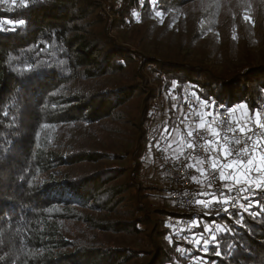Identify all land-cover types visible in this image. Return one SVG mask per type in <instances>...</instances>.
I'll return each mask as SVG.
<instances>
[{"label": "trees", "instance_id": "trees-1", "mask_svg": "<svg viewBox=\"0 0 264 264\" xmlns=\"http://www.w3.org/2000/svg\"><path fill=\"white\" fill-rule=\"evenodd\" d=\"M183 12L187 37L155 33ZM217 27L224 49L191 53ZM241 104L264 118V0L0 3V264H264V188L246 209L185 214L141 178L186 111Z\"/></svg>", "mask_w": 264, "mask_h": 264}, {"label": "built area", "instance_id": "built-area-1", "mask_svg": "<svg viewBox=\"0 0 264 264\" xmlns=\"http://www.w3.org/2000/svg\"><path fill=\"white\" fill-rule=\"evenodd\" d=\"M160 147L156 136L151 146L154 158L161 155ZM159 162L166 199L177 211L221 214L246 209L252 193L227 187L220 174L230 164L240 167L256 162L264 169V130L260 121L241 123L223 111L213 119V132L189 131L181 155L162 156Z\"/></svg>", "mask_w": 264, "mask_h": 264}, {"label": "rangeland", "instance_id": "rangeland-1", "mask_svg": "<svg viewBox=\"0 0 264 264\" xmlns=\"http://www.w3.org/2000/svg\"><path fill=\"white\" fill-rule=\"evenodd\" d=\"M191 20H190V16L186 13L183 12L179 15H174L171 14L168 17L165 18H161L159 21V24L157 25V28L155 29V33L158 34L162 31V29H166L167 31V38L169 36H173L175 39L181 38L183 35H185L186 37L189 35L188 33L190 32V26H191ZM167 27V28H166ZM223 30L219 27H217L214 30H211L210 32H208L205 36H203L201 43L199 44L198 48L196 49H189L191 51V53L194 54H202V52L204 53H210L211 50L217 49L218 52L220 53L225 46V38L223 35ZM130 35V31L125 29V28H121L119 30L118 33V37H119V41L120 42H127L128 36ZM166 41V37L164 39V43ZM178 48L176 47V50ZM256 49H260V46H256ZM152 50H154V45H148L147 46V52H152ZM179 50V49H178ZM199 55H197V57H199ZM209 60L212 61L213 60V56L209 55L208 56ZM155 87H158V84H156V82L154 83ZM167 97V95L163 96V99H165ZM184 100V97H183ZM192 101V102H191ZM186 102L187 104H191V105H195V107H199V102H197L194 98H189L188 95H186ZM244 109L247 110L246 107H244ZM264 110V109H263ZM196 111V110H194ZM192 112V111H191ZM200 112V111H198ZM190 113L188 115L191 114H196L195 117L200 116V113ZM160 114L158 115V117L160 118ZM258 118V119H257ZM261 118V119H260ZM258 120V121H263L264 122V118L263 117H255L254 120ZM248 120L250 121H254L252 120L251 116H248L247 119L244 120H239L241 123H246L248 122ZM192 121H195L194 119ZM211 123L213 122V119L210 118ZM262 123V122H261ZM187 125H189V123H186ZM195 129V128H194ZM193 130V129H191ZM190 131V129H189ZM164 138V137H163ZM127 144L125 142H120L117 143V146L115 147V149L118 152H121L123 147H126ZM159 152H160V156H156V158H154V156L150 153L148 154V156L146 157V167L144 169V172L142 174V179L144 180V182L146 184H148L149 186L155 187L157 189H154L152 191H149V201L151 202L152 205L154 206H161V207H165L168 210H175L174 207L171 205V203L166 200V198L168 197L167 192L165 191V187H164V182L162 181V173H161V165H156L159 162V159L163 156L165 157H169V151L166 149V147L164 145H162L159 148ZM157 162V163H156ZM110 163V162H109ZM160 163V162H159ZM117 165L119 166H124L126 164L125 161H118L116 162ZM253 164V163H252ZM252 164H247L245 166H240V167H236V173H237V178L235 177L234 180L236 182V185L234 187H236L237 189H251V190H258V189H262L264 188V169H259L256 166H253ZM260 166V165H259ZM66 170V169H64ZM68 170V169H67ZM256 182H259L260 187L256 186ZM177 211V210H176ZM196 221H192L190 224H195ZM201 240V237H198L196 240ZM128 242H133L136 244V246H140V242H138V240L136 238H127Z\"/></svg>", "mask_w": 264, "mask_h": 264}, {"label": "crops", "instance_id": "crops-1", "mask_svg": "<svg viewBox=\"0 0 264 264\" xmlns=\"http://www.w3.org/2000/svg\"><path fill=\"white\" fill-rule=\"evenodd\" d=\"M245 107V106H244ZM241 108L240 106H238L237 108L234 109V116L238 119V120H244L247 119L248 116H250L248 110ZM190 113H197L198 111H186L183 114V120L180 124V127H178L176 130H174L167 138V143L166 145H164L166 147V149L170 152L169 156H175L178 157L181 155L182 150L184 148V140L189 132V129L191 131V129L194 130L195 129H205L208 132H213V122L211 123L209 116H207V114L204 111H200L198 113H200V116H196V114H191L188 115ZM195 121H192V120ZM212 119V118H211ZM186 123H189V125H187ZM232 165V164H230ZM253 166H256L257 168H259L260 170L263 169L262 166L259 163L254 162L252 164ZM260 165V166H259ZM225 179H224V183L227 187L231 188L234 187L236 185V182L234 180V178H237V173H236V166L232 165V167H228L225 170ZM234 185V186H233Z\"/></svg>", "mask_w": 264, "mask_h": 264}, {"label": "snow or ice", "instance_id": "snow-or-ice-1", "mask_svg": "<svg viewBox=\"0 0 264 264\" xmlns=\"http://www.w3.org/2000/svg\"><path fill=\"white\" fill-rule=\"evenodd\" d=\"M7 2H8V0H0V3H7ZM11 3H12V5H14V6L17 5V3H19L20 5L25 6V7L28 6V0H11ZM10 23H18V24H20V25H23V24L25 23V21H24V20H20V21H18V22H11V21H10ZM240 107L243 108L244 105L241 104ZM191 135H192V133L190 132V133H189V136H191ZM237 143H239V140H237ZM249 163H251V161H249ZM228 167H232V165H228ZM220 175L223 177V179H225V175H224L223 172H221ZM256 186H257V187H260L259 182H256ZM249 191H251V189H249ZM261 214L264 215V213H261ZM253 215H255V213H253ZM213 239H214V238H213ZM196 243L199 245V244H200V240H199V239L196 240ZM203 244H204V246H205V247H204V251L207 252V251H208L207 245L209 244V240H208V239H203ZM216 255L219 256V255H220V252L218 251V252L216 253Z\"/></svg>", "mask_w": 264, "mask_h": 264}]
</instances>
